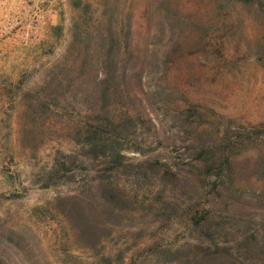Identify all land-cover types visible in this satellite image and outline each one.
Returning <instances> with one entry per match:
<instances>
[{
    "label": "rangeland",
    "instance_id": "374dc122",
    "mask_svg": "<svg viewBox=\"0 0 264 264\" xmlns=\"http://www.w3.org/2000/svg\"><path fill=\"white\" fill-rule=\"evenodd\" d=\"M0 264H264V0H0Z\"/></svg>",
    "mask_w": 264,
    "mask_h": 264
}]
</instances>
